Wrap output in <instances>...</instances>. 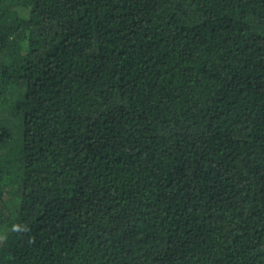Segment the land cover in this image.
<instances>
[{"label":"trees","instance_id":"obj_1","mask_svg":"<svg viewBox=\"0 0 264 264\" xmlns=\"http://www.w3.org/2000/svg\"><path fill=\"white\" fill-rule=\"evenodd\" d=\"M0 230V264H264V0H0Z\"/></svg>","mask_w":264,"mask_h":264},{"label":"clouds","instance_id":"obj_2","mask_svg":"<svg viewBox=\"0 0 264 264\" xmlns=\"http://www.w3.org/2000/svg\"><path fill=\"white\" fill-rule=\"evenodd\" d=\"M10 230L11 232L14 233H21V232H26L28 229L26 226L16 223L11 225ZM7 238H8V232L5 230H0V241L7 240Z\"/></svg>","mask_w":264,"mask_h":264}]
</instances>
